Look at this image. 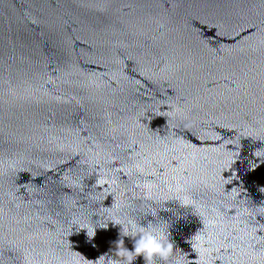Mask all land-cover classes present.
Instances as JSON below:
<instances>
[{
    "label": "water",
    "instance_id": "1",
    "mask_svg": "<svg viewBox=\"0 0 264 264\" xmlns=\"http://www.w3.org/2000/svg\"><path fill=\"white\" fill-rule=\"evenodd\" d=\"M261 188L264 0H0V264H95L84 223L164 201L182 264H264Z\"/></svg>",
    "mask_w": 264,
    "mask_h": 264
},
{
    "label": "clouds",
    "instance_id": "2",
    "mask_svg": "<svg viewBox=\"0 0 264 264\" xmlns=\"http://www.w3.org/2000/svg\"><path fill=\"white\" fill-rule=\"evenodd\" d=\"M136 187L142 192L143 200L157 202L154 193L158 186L154 181L145 179L137 183ZM260 191L264 192V188ZM173 198L182 207L193 206L187 197L179 194V191L174 193ZM167 202L169 201H164L159 210L151 209L145 213L147 220L144 222H137L131 217L124 219L120 214L121 205H117L116 214L109 212L108 216L111 218L105 217L102 226L97 220L91 224L84 223L82 229L86 230L88 243L93 241L97 228L107 229L109 223L114 227L119 226V236L114 242V248L100 255L95 260V264H135L138 258H142L144 264H156L157 260L164 261L165 264L169 261L171 264H182L181 258L174 252V243L170 238V224L159 216L160 211L166 209ZM77 226L80 225L77 224ZM125 238L131 243V249L125 246ZM93 247H95L94 244ZM200 250L203 252L202 249Z\"/></svg>",
    "mask_w": 264,
    "mask_h": 264
}]
</instances>
